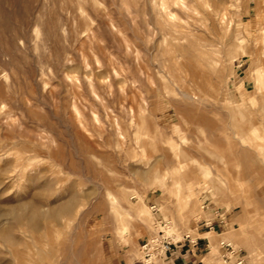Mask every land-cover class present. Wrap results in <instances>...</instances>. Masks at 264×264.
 Segmentation results:
<instances>
[{
  "label": "rangeland",
  "instance_id": "obj_1",
  "mask_svg": "<svg viewBox=\"0 0 264 264\" xmlns=\"http://www.w3.org/2000/svg\"><path fill=\"white\" fill-rule=\"evenodd\" d=\"M2 228L0 264L264 263V0H0Z\"/></svg>",
  "mask_w": 264,
  "mask_h": 264
},
{
  "label": "built area",
  "instance_id": "obj_2",
  "mask_svg": "<svg viewBox=\"0 0 264 264\" xmlns=\"http://www.w3.org/2000/svg\"><path fill=\"white\" fill-rule=\"evenodd\" d=\"M151 210L157 212L154 206L151 207ZM159 221L163 222L164 227L166 226L165 221H162V219H159ZM184 244L195 246L196 240L193 241L190 235L186 234L181 240L174 242L170 237H166L164 232L159 231L152 238L146 240L140 249L146 264H164L176 255V245H180L183 248ZM221 245L230 247L228 244L222 243ZM231 254L236 255V258L234 262H229V264H243V259L237 253L234 254L232 251Z\"/></svg>",
  "mask_w": 264,
  "mask_h": 264
},
{
  "label": "crops",
  "instance_id": "obj_3",
  "mask_svg": "<svg viewBox=\"0 0 264 264\" xmlns=\"http://www.w3.org/2000/svg\"><path fill=\"white\" fill-rule=\"evenodd\" d=\"M154 206V205H152ZM204 226L209 225L208 224H202ZM199 233V230L197 228V234ZM196 245H189L184 244L185 246L182 249L180 245L176 246V255L168 260L164 264H203V260L205 257H203L204 252H208V249L210 247V242L207 240V238H200L197 237L196 239ZM222 242L219 243L220 248L222 249ZM202 256V259H200ZM243 264H248L246 262V259L243 258ZM264 264V263H261Z\"/></svg>",
  "mask_w": 264,
  "mask_h": 264
},
{
  "label": "bare ground",
  "instance_id": "obj_4",
  "mask_svg": "<svg viewBox=\"0 0 264 264\" xmlns=\"http://www.w3.org/2000/svg\"><path fill=\"white\" fill-rule=\"evenodd\" d=\"M108 196L110 197L111 195L108 194ZM33 209V208H32ZM72 210V205L71 204H67L66 206H64V208L60 211H57L55 213H52V214H43L38 208L34 209L33 212L31 213V215L28 217V223L30 225H35L36 221L38 219H44L46 217H49L51 215H60L62 214L63 212H66V213H69L70 211ZM20 213V212H19ZM9 215L12 216L13 220L18 223L22 220V217L20 214L16 213V211H12L11 213H9ZM14 222V223H15ZM3 229V228H2ZM8 230V229H7ZM7 230H0V238L5 242V241H10L11 240V236H10V233L7 231Z\"/></svg>",
  "mask_w": 264,
  "mask_h": 264
}]
</instances>
